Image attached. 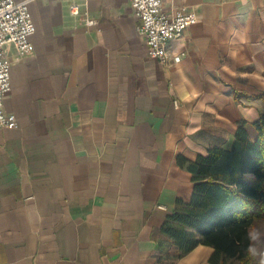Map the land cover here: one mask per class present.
Here are the masks:
<instances>
[{
	"label": "crops",
	"instance_id": "1",
	"mask_svg": "<svg viewBox=\"0 0 264 264\" xmlns=\"http://www.w3.org/2000/svg\"><path fill=\"white\" fill-rule=\"evenodd\" d=\"M164 7L199 15L172 68L148 56L132 0L30 3L35 49L5 54L18 124L0 128V264H212V246L180 257L161 228L192 199L190 163L231 148L241 122L258 137L264 0Z\"/></svg>",
	"mask_w": 264,
	"mask_h": 264
},
{
	"label": "trees",
	"instance_id": "2",
	"mask_svg": "<svg viewBox=\"0 0 264 264\" xmlns=\"http://www.w3.org/2000/svg\"><path fill=\"white\" fill-rule=\"evenodd\" d=\"M254 125L257 139L241 122L231 148L214 145L189 164L192 199L178 200L161 228L180 257L205 244L215 249L212 264H264L255 257L264 222V109Z\"/></svg>",
	"mask_w": 264,
	"mask_h": 264
},
{
	"label": "built area",
	"instance_id": "3",
	"mask_svg": "<svg viewBox=\"0 0 264 264\" xmlns=\"http://www.w3.org/2000/svg\"><path fill=\"white\" fill-rule=\"evenodd\" d=\"M33 1L0 0V128L15 127L18 124L17 115L7 112L5 108V98L12 89V65L5 54L9 45H14L22 56L34 51L31 36L36 32V25L30 11V3ZM132 6L141 20L139 31L146 38L148 56L159 60L165 68L179 64L186 51L173 52L170 42L182 38L188 28L198 22L197 11L183 8L176 14H170L165 10L164 0H132ZM70 12L79 16L80 5L72 3ZM84 21L89 27L99 24L97 19L88 15Z\"/></svg>",
	"mask_w": 264,
	"mask_h": 264
},
{
	"label": "rangeland",
	"instance_id": "4",
	"mask_svg": "<svg viewBox=\"0 0 264 264\" xmlns=\"http://www.w3.org/2000/svg\"><path fill=\"white\" fill-rule=\"evenodd\" d=\"M259 242L255 247V257L258 261L264 262V222L258 227Z\"/></svg>",
	"mask_w": 264,
	"mask_h": 264
}]
</instances>
